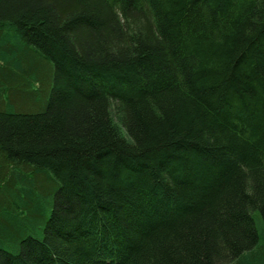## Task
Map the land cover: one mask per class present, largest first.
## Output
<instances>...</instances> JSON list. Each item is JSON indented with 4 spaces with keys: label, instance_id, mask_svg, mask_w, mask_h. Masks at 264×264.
Segmentation results:
<instances>
[{
    "label": "trees",
    "instance_id": "1",
    "mask_svg": "<svg viewBox=\"0 0 264 264\" xmlns=\"http://www.w3.org/2000/svg\"><path fill=\"white\" fill-rule=\"evenodd\" d=\"M0 264H264V0H0Z\"/></svg>",
    "mask_w": 264,
    "mask_h": 264
},
{
    "label": "rangeland",
    "instance_id": "2",
    "mask_svg": "<svg viewBox=\"0 0 264 264\" xmlns=\"http://www.w3.org/2000/svg\"><path fill=\"white\" fill-rule=\"evenodd\" d=\"M110 112H111V116L113 117L114 121L120 124V126L124 130L127 137L135 145L140 144L141 146L145 147L149 144L150 145L154 143L157 144V142L154 141L153 139H150L151 137L149 138L147 134L145 135L144 132L143 133L140 132L143 130L142 129L143 127L138 126L136 123L134 124V121L132 119H129L128 117L129 113L127 110L119 111L118 109L112 108ZM91 115H92V118H91ZM108 116L109 115L107 114L106 111L99 112L98 110L93 111L92 109L83 108L79 110L78 112H76V114L73 117L74 119L73 123L72 124L69 123L67 125L71 128V130H68L67 126H64L62 124L59 125V124H56L54 121H52L50 124L48 122V123H45L44 125H41V128L38 129V131L37 130L36 131H37V134L40 136V138L42 137L44 138L45 136V139H48L46 144H49V145L55 144L57 141L62 139L67 134H74V135L82 134L84 138H86L85 140L86 141L88 140L89 142L90 140H92L91 139L92 137L90 136L94 130L92 128V120L100 119L98 121L99 123L101 120H104V119L108 120ZM88 119L90 120L88 121ZM130 122H132L131 126H130ZM83 123H87V124H83Z\"/></svg>",
    "mask_w": 264,
    "mask_h": 264
}]
</instances>
